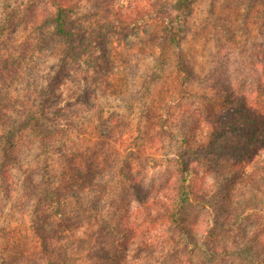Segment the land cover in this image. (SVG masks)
Segmentation results:
<instances>
[{
  "label": "trees",
  "instance_id": "1",
  "mask_svg": "<svg viewBox=\"0 0 264 264\" xmlns=\"http://www.w3.org/2000/svg\"><path fill=\"white\" fill-rule=\"evenodd\" d=\"M81 9L82 0H45L28 9L25 29L38 32L41 48L49 47V35L64 41L44 83L34 72L22 77L9 67L12 55L3 56L0 49V185L6 184V196L16 193L22 212L31 211L37 241L32 253L18 250L0 257V264H134L133 259L148 264L143 252L150 247L157 248L151 264L160 259L168 264L192 240L204 247L209 261L245 242L246 258L264 264V29L247 63L252 87L211 69L205 82L215 88L207 86L212 93L201 96L211 105L199 101L186 113L178 149L165 159L171 173L161 184L145 187L131 162L118 164L120 153L132 152V129L128 119L105 111L99 101L113 94L109 59L97 55L103 47L91 40L97 29L73 17ZM176 54V68L190 72ZM90 125L107 155L86 150L87 142L94 144ZM33 144L61 157L59 173L39 180L27 175L19 191L10 190L13 170L22 168V156ZM206 177L212 178L209 184ZM109 200L115 201L114 223L104 220ZM179 256L174 264L183 263Z\"/></svg>",
  "mask_w": 264,
  "mask_h": 264
},
{
  "label": "rangeland",
  "instance_id": "2",
  "mask_svg": "<svg viewBox=\"0 0 264 264\" xmlns=\"http://www.w3.org/2000/svg\"><path fill=\"white\" fill-rule=\"evenodd\" d=\"M44 2L0 0L1 54L12 55L9 67L20 72L22 77L34 72L43 83L53 74L61 55L60 48L64 46L62 39L49 35L46 38L49 47L41 48L38 32L25 29L28 9L42 6ZM99 3L101 5L97 6ZM53 11L51 8L50 13ZM10 13H14L11 20ZM75 13L73 17H78L79 25L83 22L85 27L97 29L91 40L96 39L94 43L103 46L97 55L109 59L107 69L113 94L99 97V101L104 104L105 111L120 113L122 119H128L132 129V152L120 153L118 164L125 166L131 162L135 167L133 174H139L138 182L145 187L149 182L161 184L171 173V166L165 159L171 158L178 149L181 130L185 127L183 123L187 124L186 113L196 108L199 101L211 105L201 98L212 93L207 86L215 88L211 82H205L211 69L216 68L213 71L216 73L218 67L223 77L227 75L233 81L238 79L246 89L253 85L247 63L252 58L254 42L263 39L264 0H82L81 12ZM43 27L50 29L51 26ZM171 36L177 42L171 41ZM175 43H179L178 48ZM22 50L27 54L24 57ZM177 52L181 60L186 59L190 72L176 68ZM88 129L89 139L94 144L87 142L86 150L92 151L94 147L95 151L107 155L108 147L100 143V137L95 135L91 125ZM41 151L35 144L25 150L22 168L13 170L11 184H15H9L10 190L12 187L19 191L27 175L33 174V178L39 180L46 177L45 174L59 173L61 157ZM153 160L154 165H151L148 161ZM211 181V177H206L208 184ZM5 191L6 184L0 185V257L14 256L18 250L32 253L37 241L30 229L31 211L22 212L17 207L16 193L12 191L8 197ZM114 202L109 200L107 203L104 218L113 223ZM131 202V206L137 203L134 199ZM208 209L214 211L212 207ZM169 231L176 237L180 233L179 230ZM200 237L196 235L197 243ZM124 239L119 243H124ZM252 243L251 251H255L254 239ZM244 244L228 246V253L209 261L212 259H207L209 255L204 247L196 246L192 240V246L182 249L168 264L176 263L179 255H183L179 256L181 264H254L246 258L249 254L244 252ZM156 250L150 247L147 253L143 252L146 263L153 262ZM140 260L133 259L132 262L136 264ZM160 261L159 264H163V259Z\"/></svg>",
  "mask_w": 264,
  "mask_h": 264
}]
</instances>
